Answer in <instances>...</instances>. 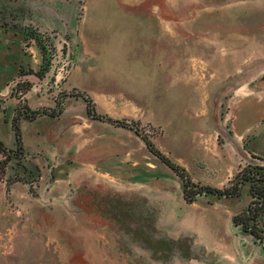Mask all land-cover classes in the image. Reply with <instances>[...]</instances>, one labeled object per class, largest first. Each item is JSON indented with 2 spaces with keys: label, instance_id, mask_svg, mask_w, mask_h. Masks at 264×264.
<instances>
[{
  "label": "rangeland",
  "instance_id": "374dc122",
  "mask_svg": "<svg viewBox=\"0 0 264 264\" xmlns=\"http://www.w3.org/2000/svg\"><path fill=\"white\" fill-rule=\"evenodd\" d=\"M83 4L0 0V264H264L232 221L249 190L187 200L131 127L199 184L264 166V0H176L174 29L145 7L127 31L83 27Z\"/></svg>",
  "mask_w": 264,
  "mask_h": 264
},
{
  "label": "trees",
  "instance_id": "16d2710c",
  "mask_svg": "<svg viewBox=\"0 0 264 264\" xmlns=\"http://www.w3.org/2000/svg\"><path fill=\"white\" fill-rule=\"evenodd\" d=\"M87 110L94 111L92 100L87 96ZM26 115L35 118L40 112L37 109L25 107ZM100 117H103L102 115ZM118 123L125 124L123 120ZM15 127V141L17 144L18 154H23L22 140L20 136V129L17 123V117L13 123ZM144 140L150 151H152L161 161L172 168L179 174L183 180V187L185 190V197L187 200L192 201L197 194H214L217 197L221 196H237L240 194L243 186L248 184L249 194L251 196L245 209L235 213L232 216V221L235 225H239L243 231L249 232L256 240L264 245V227H259V220L264 216V166L260 164L247 165L240 168L231 179V184L225 187H216L207 184H199L194 182L184 166L173 161L159 148H157L147 134L138 132V128L131 126ZM0 170L6 166L7 162L13 157L15 152L7 148L2 140H0Z\"/></svg>",
  "mask_w": 264,
  "mask_h": 264
},
{
  "label": "crops",
  "instance_id": "0c3cea01",
  "mask_svg": "<svg viewBox=\"0 0 264 264\" xmlns=\"http://www.w3.org/2000/svg\"><path fill=\"white\" fill-rule=\"evenodd\" d=\"M175 4L176 0H84L79 21L82 23L83 27L90 26V28L96 29L102 28L121 31H127L129 29L138 30L139 28L143 29L140 20H142L144 15L143 9L148 7L152 14L163 20L162 24L164 27L166 25L170 27L171 24L174 29L175 19L174 17H170V15H174L175 13ZM165 11H167V17H165ZM79 37L81 39L80 34ZM30 107L33 108L34 106L30 105ZM246 149V155L254 153L264 156V154L249 148ZM243 187H245L247 191L249 190L248 184H245ZM250 199L251 196L249 201Z\"/></svg>",
  "mask_w": 264,
  "mask_h": 264
},
{
  "label": "water",
  "instance_id": "95a60500",
  "mask_svg": "<svg viewBox=\"0 0 264 264\" xmlns=\"http://www.w3.org/2000/svg\"><path fill=\"white\" fill-rule=\"evenodd\" d=\"M119 120H115V122H118Z\"/></svg>",
  "mask_w": 264,
  "mask_h": 264
}]
</instances>
